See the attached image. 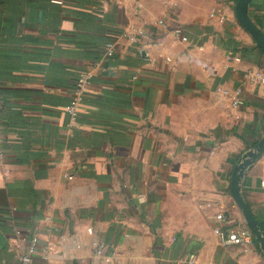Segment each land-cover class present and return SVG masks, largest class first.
<instances>
[{
  "label": "crops",
  "instance_id": "1",
  "mask_svg": "<svg viewBox=\"0 0 264 264\" xmlns=\"http://www.w3.org/2000/svg\"><path fill=\"white\" fill-rule=\"evenodd\" d=\"M236 1L0 0V264L34 235L31 264H264L253 233L216 229L249 228L231 177L264 134V83L243 82L264 53ZM248 12L264 31V0ZM241 194L264 224V152Z\"/></svg>",
  "mask_w": 264,
  "mask_h": 264
},
{
  "label": "built area",
  "instance_id": "2",
  "mask_svg": "<svg viewBox=\"0 0 264 264\" xmlns=\"http://www.w3.org/2000/svg\"><path fill=\"white\" fill-rule=\"evenodd\" d=\"M220 15V13H217ZM157 25H165V19L159 18L155 21ZM176 32L180 35L181 39L184 41L188 40V37L182 32L181 28H176ZM131 42H136L137 38L133 34L128 35ZM106 54L112 55L114 51V44L112 42H107L105 45ZM92 78V74L88 72L80 73L76 78L75 89L73 95L66 105V111L71 117H76L77 108L80 101L85 95L87 86L89 85ZM244 83H264V69L258 68L255 70L246 71L244 74ZM221 89V88H219ZM224 92L229 93L231 97V104L234 107H237L244 102V91L242 86L235 87L231 92H228L225 89H222ZM1 141V136H0ZM3 153L0 151V158H2ZM66 177L71 179L73 177L72 173H66ZM216 218L220 223H223L225 217L223 212H218ZM222 241L224 243H242L247 239H250L252 236V231L249 228H240V229H225L220 225L216 227ZM38 237L34 235L31 238V243L29 244L25 253L19 256L20 264H31L33 256L36 253V244ZM192 261V259L190 260ZM46 264H55L53 261H47Z\"/></svg>",
  "mask_w": 264,
  "mask_h": 264
},
{
  "label": "water",
  "instance_id": "3",
  "mask_svg": "<svg viewBox=\"0 0 264 264\" xmlns=\"http://www.w3.org/2000/svg\"><path fill=\"white\" fill-rule=\"evenodd\" d=\"M250 1L251 0L236 1V16L239 22L251 34L256 44L264 53V31L249 16L248 9ZM263 152L264 134L257 144L245 155H243L240 162L234 167L231 177L230 192L235 203L241 209L249 229L252 231L257 241H259V243L263 246L264 251V224L255 217L250 207L244 200L243 195L241 194V179L244 173L261 156Z\"/></svg>",
  "mask_w": 264,
  "mask_h": 264
}]
</instances>
